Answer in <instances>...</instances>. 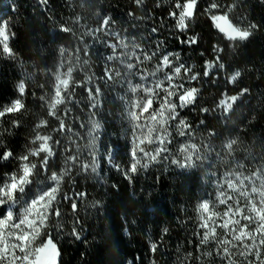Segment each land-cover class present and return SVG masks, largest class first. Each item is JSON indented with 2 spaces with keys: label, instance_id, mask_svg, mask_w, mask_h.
Masks as SVG:
<instances>
[{
  "label": "trees",
  "instance_id": "obj_1",
  "mask_svg": "<svg viewBox=\"0 0 264 264\" xmlns=\"http://www.w3.org/2000/svg\"><path fill=\"white\" fill-rule=\"evenodd\" d=\"M216 2L224 6L236 4L229 14L233 25L240 28H247L249 24L258 25L248 40L229 41L213 27L209 16L203 13L210 0H199V14L188 22L185 32H181L176 19L168 15L169 11L174 10L173 0H142L140 5L135 4L134 0H48L46 5L40 0H0V21L7 20L9 30L15 33L10 46L17 54V59L0 56V105L17 98V85L23 80L26 84L24 103L27 109L22 116L14 117L21 121V126L11 128V134L5 133L3 142L16 155L24 154L26 146L34 147L29 141L35 135V125L47 120V127L36 131L51 135L53 141L60 140V146H54L57 156L53 158L54 163L50 161L53 165L50 171L59 173L65 167L67 156H78L75 166L68 165L71 178L65 176L61 193L74 196L77 192H84L86 196L77 200L75 213L71 210L70 201L61 203L59 223L63 226V232L60 235L52 227L53 218L49 221L61 251L60 264H184L189 253L192 255L186 264H197V247L204 232L199 228L201 221L197 206L204 200L216 203L215 180L232 164V158L216 160V152L224 156L222 145L229 139H236L232 154L243 165L242 168L236 167V172L249 175L256 168L264 166V0ZM11 5L15 6L14 9ZM76 17L80 18L78 23L75 22ZM101 17H110L115 21L110 23L111 31L119 33L129 45V51L133 45H138L137 54L141 50L149 55L156 53L150 61L140 65L142 69L152 72L163 55L171 54L172 67L184 64L191 67L193 72L201 73L198 81L188 82L182 69L180 76L174 79V83L183 82L185 88L199 89L196 103L183 109L177 107V120L169 122L172 134L171 143L167 145L169 153L161 154L157 162L149 163L147 169L138 165V171L131 175V179L117 169L119 166L127 170L130 163L131 136L129 123L122 118L124 105L119 97L124 95L126 88L120 82H109L108 86L101 84L102 106L94 117L87 107L86 92L82 87L75 88L73 101L79 103L56 107L57 115H61L65 107L71 109L70 116L65 118L63 134L53 131L59 128V122L47 115L46 101L53 95L55 73L66 71L71 66V84L82 81L85 75H102L103 57L110 54L111 49L97 41H116L105 32H96L95 39L86 34L99 27ZM59 25L69 27L71 32H60ZM152 28L157 31L153 33ZM189 36H197L199 43L189 46L180 42ZM81 39L89 45L88 56L84 54ZM213 46L223 49L220 55L225 68L218 72L213 68L216 76L203 78L205 62L212 61L216 55ZM77 47L80 48L79 52L76 51ZM61 48L64 49L63 56L60 55ZM120 52L118 48L117 54ZM85 60L88 61L87 65ZM61 61L64 68H59ZM132 62L135 63L134 57ZM113 67L123 75V66L113 62ZM170 71V68H165L157 73V77L163 79L164 72ZM236 71L241 73L240 77L235 83H228V78ZM131 79L134 84L140 82L138 76ZM95 82L99 83V80ZM164 86L167 87V82ZM241 89H248V92L237 101L231 112L223 114L215 110L223 92L236 95ZM41 96L45 100L42 101ZM202 107L210 111L202 113ZM11 118L5 117L4 120ZM92 119L100 125V132L94 133L98 137L95 149L88 147L92 139L88 135ZM179 119L191 125V137L187 132L183 137L178 134L175 124ZM201 120L205 122L203 125L200 124ZM80 124L84 127H80ZM3 126L10 127L7 123ZM67 126L72 128L71 133ZM208 131L216 135L209 138ZM185 142L196 143L202 153H205L203 144L210 143L215 151L205 153L208 158L202 166L181 169L171 160L182 159L178 148ZM142 147L148 151L155 145ZM65 148L69 151H65ZM93 150L96 152V172H79V165L91 164L92 157L88 153ZM110 153L114 164L107 160ZM165 155L168 159L164 158ZM30 159L39 166L38 159ZM144 162L142 160L141 164ZM16 167L15 161L10 165L4 162L0 165V177L13 172ZM211 173L216 175L212 176ZM46 175L41 174L38 179L47 183ZM224 208V205H218L216 210L223 212ZM73 226H77L81 237L79 240L68 235ZM221 233L222 230L217 228L218 237ZM151 243H157L155 253L150 250ZM213 248L214 242L210 240L199 248V253ZM234 259L240 264L243 258ZM208 260L212 264H220L215 254Z\"/></svg>",
  "mask_w": 264,
  "mask_h": 264
},
{
  "label": "snow or ice",
  "instance_id": "obj_2",
  "mask_svg": "<svg viewBox=\"0 0 264 264\" xmlns=\"http://www.w3.org/2000/svg\"><path fill=\"white\" fill-rule=\"evenodd\" d=\"M134 2L140 5L142 0H134ZM40 3L46 5L48 0H40ZM198 4L199 0H173L172 8L174 10L169 11L168 15L176 19L177 27L181 32H185L188 29V22L199 14ZM157 6L159 7V4ZM11 7L14 9L15 6L11 5ZM235 7V3L224 6L217 3L216 0H210L207 7L203 9V13L209 16L213 27L223 33L227 40L243 42L252 36L253 30L258 28V25L249 24L247 28L233 25L229 20V14ZM129 15L131 16L132 13ZM79 19L76 17L75 22L78 23ZM110 23H115V21H112L110 17H101L99 27L95 31L90 30L86 33L95 39L96 32H105L116 41L115 43L108 39L97 41L103 43L105 48L111 49V53L103 57L102 75L99 77H95V74L85 75L82 81L71 84L73 72L71 66L67 67L66 71L55 73L53 95L46 101L47 115L59 122V128L53 131L63 134L66 128L65 118L70 116L71 109L65 107L63 113L57 115L56 107L60 104L73 102L78 104L79 101H73L75 88L82 87L86 92L87 107L92 110L94 117L102 106L101 84L108 86L109 82H120L126 88L124 95L119 97L124 105L122 118L128 121L131 136L130 163L127 170L120 169L119 166L117 169L131 179V175L137 173L138 165L147 169L149 163L157 162L161 154L169 153L167 145L171 143L172 135L169 131V122L177 120L179 116L177 107L183 109L196 103L199 89L185 88L183 82L177 84L174 83V79L180 76L182 69L184 79L188 82L198 81L201 78V73L193 72L191 67H185L184 64L172 67L173 61L169 58L171 54L163 55L152 72L142 69L140 65L150 61L156 53L153 52L149 55L141 50L137 54L138 45H133L129 51V45L120 37L119 33L111 31ZM58 28L63 33L71 32V29L64 25H59ZM151 31L155 33L157 29L152 28ZM14 36L15 33L9 30L8 21H0V56L17 59L16 52L10 46V40ZM180 42L191 46L199 43V40L197 36H189ZM81 44L85 56H88L89 45L83 43L82 39ZM118 48L121 49L119 54H117ZM76 51L79 52L80 48L77 47ZM213 52L216 54L214 59L206 61L204 64L203 78H214L216 72L212 71L213 68H216L217 72L225 68L220 55L223 49L213 46ZM63 54L64 49L61 48L60 55L63 56ZM133 57L135 63L132 62ZM113 62L124 67L123 75L119 69L113 67ZM84 63L87 65L88 61L85 60ZM59 68H64L63 61L59 64ZM165 68H170L171 71L164 72L163 79L158 78L157 73L162 72ZM240 75L241 73L236 71L228 78L227 82L235 83ZM134 76H138L139 83H132L131 78ZM96 80H99V83L95 82ZM165 82H167V87L164 86ZM70 85L71 91H69ZM40 87L43 88V85ZM17 92L16 99L0 105V149H3L0 151V165L4 162H8L9 165L13 161L17 162V167L13 172L5 173L3 177H0V264H60L61 251L53 236V231L50 229L49 221L50 218H53L52 227L56 234L60 235L63 232V226L59 223L62 216L61 203L70 201L71 210L75 213L77 200L86 196L84 192H77L74 196H69L66 192L61 193V184L65 176L71 178V168L68 165L75 166L78 156L75 154L67 156L64 161L65 167L59 173L50 171L53 166L50 161H53V158L57 156L54 146H60V140L53 141L51 135H42L36 131L41 127H47V120H41L35 125V135L29 141L34 147L26 146V151L21 155H16L10 148H7L3 142V135L11 134V128H19L21 121L14 117L22 116L27 111L24 103L26 84L23 80L18 83ZM247 92L248 89H241L236 95L223 92L215 105V110H220L223 114L231 112L237 101ZM40 99L43 101L45 97L41 96ZM200 111L208 113L210 109L202 107ZM5 117L13 118L5 121ZM5 123L10 127L5 128L3 126ZM90 123L91 129L88 135L92 139L88 147L95 149L98 137L94 133L97 132L100 125L94 119ZM204 123L203 120L200 121L201 125ZM80 127H84V125L80 124ZM175 128L181 137L185 136L186 132L191 137V125L183 119L177 121ZM67 130L72 132L70 126H67ZM74 135H78V133H74ZM207 135L211 138L216 134L213 131H208ZM236 143V139H229L222 145L224 156L216 152L218 161H227L232 158L229 170L215 180L216 203L204 200L197 206L201 221L199 228L204 229L197 247V264H205V261L207 264H212L208 258L213 257L214 254L219 258L220 264H237L234 257L243 258L240 264H264V166L256 168L249 175L236 172V167H243L232 154L233 146ZM142 145H155V147L146 151ZM203 148L205 153L215 151L210 143H204ZM65 151H69V149L65 148ZM178 151L182 154V159L173 158L171 163L181 169L202 166L203 161L208 158L196 143H181ZM137 153L142 155L138 156ZM88 155L92 157L91 164L79 165V172L95 173L97 170L96 152L90 151ZM30 158L38 159L39 166ZM164 158L168 159V156L165 155ZM142 160L146 162L141 164ZM41 174H47V183L38 179ZM211 175L215 176L216 174L211 173ZM230 201L231 203H229ZM98 204L99 201L96 202V205ZM218 205L225 206L223 212L216 210ZM78 224L77 220L76 225ZM217 228L222 230L220 237L217 236ZM164 232H167V229H164ZM68 235L76 240L81 238L77 226H73ZM210 240L214 242V248L199 253V248L207 245ZM150 250L155 253L157 243H151ZM191 255V253L188 254L184 264Z\"/></svg>",
  "mask_w": 264,
  "mask_h": 264
},
{
  "label": "rangeland",
  "instance_id": "obj_3",
  "mask_svg": "<svg viewBox=\"0 0 264 264\" xmlns=\"http://www.w3.org/2000/svg\"><path fill=\"white\" fill-rule=\"evenodd\" d=\"M98 132H100V129H98L96 133H98ZM111 152H112V150H111ZM107 160L109 161L110 164H114V159H113L111 153L107 156Z\"/></svg>",
  "mask_w": 264,
  "mask_h": 264
}]
</instances>
